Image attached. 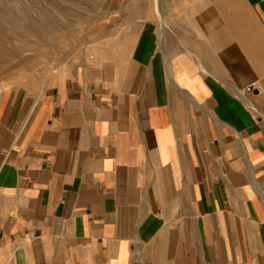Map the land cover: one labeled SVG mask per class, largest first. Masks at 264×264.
I'll return each mask as SVG.
<instances>
[{
  "label": "crops",
  "instance_id": "obj_1",
  "mask_svg": "<svg viewBox=\"0 0 264 264\" xmlns=\"http://www.w3.org/2000/svg\"><path fill=\"white\" fill-rule=\"evenodd\" d=\"M181 5L0 79V264H264V0Z\"/></svg>",
  "mask_w": 264,
  "mask_h": 264
},
{
  "label": "rangeland",
  "instance_id": "obj_2",
  "mask_svg": "<svg viewBox=\"0 0 264 264\" xmlns=\"http://www.w3.org/2000/svg\"><path fill=\"white\" fill-rule=\"evenodd\" d=\"M181 3L188 0H0V79L91 72L123 54L136 20H169L166 8Z\"/></svg>",
  "mask_w": 264,
  "mask_h": 264
},
{
  "label": "bare ground",
  "instance_id": "obj_3",
  "mask_svg": "<svg viewBox=\"0 0 264 264\" xmlns=\"http://www.w3.org/2000/svg\"><path fill=\"white\" fill-rule=\"evenodd\" d=\"M154 4H156L155 6H157V0H154ZM157 8V7H156ZM33 13V12H32ZM39 13V12H38ZM158 18H159V21H160V26H161V28L162 27H168V25H167V22H166V19H164L163 17H162V15H160V14H158ZM163 28V29H164ZM170 28V27H169ZM172 31V30H171ZM164 32V31H163ZM165 35V34H164ZM164 37V36H163ZM166 40H167V36H166V38H165ZM164 43V42H163ZM164 48V47H163Z\"/></svg>",
  "mask_w": 264,
  "mask_h": 264
},
{
  "label": "built area",
  "instance_id": "obj_4",
  "mask_svg": "<svg viewBox=\"0 0 264 264\" xmlns=\"http://www.w3.org/2000/svg\"><path fill=\"white\" fill-rule=\"evenodd\" d=\"M250 88H254V86L252 85Z\"/></svg>",
  "mask_w": 264,
  "mask_h": 264
}]
</instances>
